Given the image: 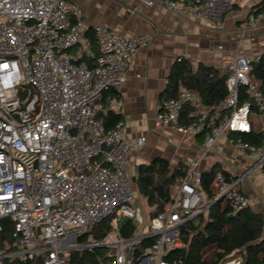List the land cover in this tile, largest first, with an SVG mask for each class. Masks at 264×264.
Here are the masks:
<instances>
[{
  "label": "built area",
  "instance_id": "obj_1",
  "mask_svg": "<svg viewBox=\"0 0 264 264\" xmlns=\"http://www.w3.org/2000/svg\"><path fill=\"white\" fill-rule=\"evenodd\" d=\"M237 1L141 0L146 7L161 5L175 16L213 25ZM261 22L264 8L246 17L243 34ZM149 44L144 34L90 25L74 0H0V263L41 258L43 264H71L72 251L106 245L114 256L104 264H184L179 254L189 249L181 237L185 224L207 214L220 197L228 216L249 207L240 188L243 177L217 173L214 197L205 200L199 191L202 173L191 165L167 209L140 231L144 218L129 166L147 137L129 140L126 122L107 128L104 115L123 108L127 73ZM226 85V99L206 105L180 83L174 96L161 101L155 124L204 135L205 153L230 132H264V89L251 58L234 55ZM232 144L241 155L257 157L264 175V148ZM119 214L122 220L103 242L90 236L78 243L79 236ZM4 220L11 223V241L4 237ZM126 220L137 226L129 239L119 232ZM215 253L209 246L203 259ZM243 263L237 255L221 264Z\"/></svg>",
  "mask_w": 264,
  "mask_h": 264
},
{
  "label": "crops",
  "instance_id": "obj_2",
  "mask_svg": "<svg viewBox=\"0 0 264 264\" xmlns=\"http://www.w3.org/2000/svg\"><path fill=\"white\" fill-rule=\"evenodd\" d=\"M74 1L81 6L90 25H105L123 34L150 37V44L140 49L127 73L124 105L118 112L128 126L129 140L139 135L147 137L146 144L131 156V175L136 174L138 165L156 158L166 159L172 168L179 163H183L186 169L196 165L202 174L213 168L223 170L230 178L243 177L240 188L250 199L249 208L264 220V175L261 167L256 165L257 157L241 155L232 144L229 133L205 153L204 135L192 136L173 127L157 126L154 122L161 101L176 94L167 92L166 80L179 59L188 60L194 71L200 64H205L228 75V65L239 53L240 43L246 48L240 54L252 61L264 54V22L244 34L241 27L262 0H238L219 25L175 16L161 5L149 8L141 0H123V3L118 0ZM134 8H138L136 13H132ZM179 34H183L182 39L178 38ZM189 34H196L194 42ZM211 191L213 198V185ZM138 196L137 193V199ZM203 197L212 199L204 193ZM221 205L225 210L223 201Z\"/></svg>",
  "mask_w": 264,
  "mask_h": 264
},
{
  "label": "trees",
  "instance_id": "obj_3",
  "mask_svg": "<svg viewBox=\"0 0 264 264\" xmlns=\"http://www.w3.org/2000/svg\"><path fill=\"white\" fill-rule=\"evenodd\" d=\"M264 8V0L257 7V11ZM254 12V11H253ZM252 73L262 81L264 89V54L252 61ZM228 75L218 69L200 64L197 71L193 70L188 60L177 61L168 80L167 92L174 95L180 85L197 91L206 105L222 103L228 96L226 85ZM247 101L240 89V102ZM106 127H113L122 120L119 113L109 111L104 115ZM187 119V112L182 115ZM187 121V120H186ZM229 137L233 143L242 142L256 148H264V133L259 132H230ZM225 171L213 168L202 174L199 191L212 198L211 186L215 175ZM186 172V166L179 163L172 168L169 161L164 158H156L136 168V174L132 180L137 193L146 200L151 209L150 216L154 217L164 212L172 201L175 188L180 184ZM228 210H224L221 202H216L209 209L207 219L201 214L193 221L185 224L181 230L182 239L188 244L189 249L179 255L184 264H221L228 257L241 255L243 264H264V220L254 213L249 207L241 210L237 215L228 216ZM4 237L12 239L11 223L4 220ZM113 231L112 218L105 219L90 232L78 237L79 244H86L91 236L94 242H103L107 235ZM137 231V226L131 220H126L119 228L120 234L129 239ZM216 247V253L212 260L203 259L202 252L209 246ZM71 264H104L113 259L109 257L103 248L74 250L70 253ZM101 260V261H100ZM4 264H43L42 259L33 262H9Z\"/></svg>",
  "mask_w": 264,
  "mask_h": 264
},
{
  "label": "rangeland",
  "instance_id": "obj_4",
  "mask_svg": "<svg viewBox=\"0 0 264 264\" xmlns=\"http://www.w3.org/2000/svg\"><path fill=\"white\" fill-rule=\"evenodd\" d=\"M119 2H122L123 3V0H118ZM191 36V40L194 42V39H195V35L196 34H189ZM183 37V34H179V39H182ZM245 46L240 43V45L238 46V51L239 53H243L245 51ZM250 49V48H249ZM131 167L129 166V171L131 172L132 174V169H130ZM137 206L141 209V212H142V216L144 218V224L142 227H140V231H144L147 226L150 224V212H151V209L149 208L147 202L145 201L144 198H142L141 196H138V199H137ZM122 220L121 218V215L119 214L118 216H114L112 218V225H114L115 227L118 226V223ZM105 253L107 255H110V256H114L113 254V251L112 249H105Z\"/></svg>",
  "mask_w": 264,
  "mask_h": 264
},
{
  "label": "water",
  "instance_id": "obj_5",
  "mask_svg": "<svg viewBox=\"0 0 264 264\" xmlns=\"http://www.w3.org/2000/svg\"><path fill=\"white\" fill-rule=\"evenodd\" d=\"M102 149H103V150H107V151H109V150H111V147L106 146V145H103V146H102ZM216 202H222V197L218 198V199L215 201V203H216ZM99 248H107V246H106V245H102V246L99 247Z\"/></svg>",
  "mask_w": 264,
  "mask_h": 264
}]
</instances>
